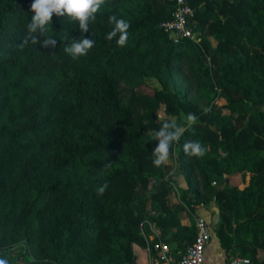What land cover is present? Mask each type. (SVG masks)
Wrapping results in <instances>:
<instances>
[{"label": "trees", "instance_id": "16d2710c", "mask_svg": "<svg viewBox=\"0 0 264 264\" xmlns=\"http://www.w3.org/2000/svg\"><path fill=\"white\" fill-rule=\"evenodd\" d=\"M187 2L195 40L161 29L175 0H106L87 33L53 14L46 49L20 47L33 0H0V259L138 264L150 224L177 254L197 234L186 206L214 203L226 261L264 264V0ZM112 15L130 24L124 47L106 39ZM81 37L94 46L73 59L64 48ZM147 78L161 89L141 93ZM162 106L198 117L170 151L188 188L177 207L176 181L153 165ZM189 140L202 158L184 153Z\"/></svg>", "mask_w": 264, "mask_h": 264}, {"label": "clouds", "instance_id": "9594fccd", "mask_svg": "<svg viewBox=\"0 0 264 264\" xmlns=\"http://www.w3.org/2000/svg\"><path fill=\"white\" fill-rule=\"evenodd\" d=\"M106 3V0H33L31 4L30 22L26 25V35L21 42L20 47L23 48L27 44H40L46 49H55L58 41L52 37H45L48 32L49 24L52 22L53 14L57 17H67L71 21H78L81 33L89 32V22L94 21L96 13ZM109 24L113 25L106 39L111 41L119 36L116 41L117 45L124 47L128 41L129 22L125 19L118 18L116 15L109 17ZM41 37H45L41 39ZM94 40L91 38L73 39L70 45L65 46L64 52L73 59H79L88 54L94 46ZM198 120V117L189 113L186 116L187 127H191ZM185 128L179 126L174 120L165 121L158 131L155 132L153 140H158V145L152 151L154 159L153 165L160 167L170 157V151L174 143H178L183 135ZM183 150L186 155L202 158L206 154V148L199 141L189 140L184 143ZM111 161L105 164V168H110ZM108 188V184L104 183L95 189L98 197L103 196ZM0 264H9L7 259H0Z\"/></svg>", "mask_w": 264, "mask_h": 264}, {"label": "built area", "instance_id": "2783aa9c", "mask_svg": "<svg viewBox=\"0 0 264 264\" xmlns=\"http://www.w3.org/2000/svg\"><path fill=\"white\" fill-rule=\"evenodd\" d=\"M176 6L173 16L161 24L163 32L173 40H195V32L191 27V21L195 18V10L188 4L187 0H175ZM203 205L193 204L187 207L192 214L196 226V238L184 252L174 253L170 244L160 237V232L154 225L150 224L155 235L151 240L144 233L146 249L150 261L158 264H207L206 251L213 243L214 232L209 219L202 212ZM225 264H250L247 258L232 256Z\"/></svg>", "mask_w": 264, "mask_h": 264}, {"label": "rangeland", "instance_id": "374dc122", "mask_svg": "<svg viewBox=\"0 0 264 264\" xmlns=\"http://www.w3.org/2000/svg\"><path fill=\"white\" fill-rule=\"evenodd\" d=\"M181 85H184V84L181 83ZM160 89H161V86L157 80L147 78L145 80V85L140 89V92L146 93V94H153L156 90H160ZM160 115H161L162 123L165 121H173L174 120L179 126H181L182 128H185V130H186V128H188L185 116H183V115L181 117L168 116L165 113V106H162V109L160 111ZM163 165H166V167L170 171L169 175L173 177V181H176L175 182L176 190L173 191V194L171 197V200H172L171 205L174 207H177L180 205L179 191L188 192L187 183H186L184 177L181 175V173H179L177 156H170L169 159ZM201 209H202V212H204V214L208 217L210 223L212 222L213 224H216V222L218 220L219 213H220L218 206L216 204L212 203L209 206L203 205L201 207ZM224 255H225V252L220 245H218V246L214 245L213 246L211 256L213 257V261L216 264H224L225 263L224 262V260H225ZM259 255H260L259 258L261 260H264V250H260Z\"/></svg>", "mask_w": 264, "mask_h": 264}, {"label": "crops", "instance_id": "0c3cea01", "mask_svg": "<svg viewBox=\"0 0 264 264\" xmlns=\"http://www.w3.org/2000/svg\"><path fill=\"white\" fill-rule=\"evenodd\" d=\"M198 34V33H197ZM204 213V212H203ZM207 217V216H206ZM208 218V217H207ZM184 223L186 225L189 224V221L188 220H185ZM145 234L148 236L149 239L153 240L155 235L153 233V230L152 228L149 226V231H146ZM215 237V236H214ZM214 245H220L218 240L217 239H214L213 240V243L208 247L207 251H206V261H207V264H216L214 261H213V257L211 256L212 254V249H213V246ZM171 246V245H170ZM172 247V246H171ZM133 249H134V253L136 255V258H137V263L138 264H158L157 262L155 261H150V258H149V255H148V252H147V249L146 247L144 246H141V245H134L133 246ZM173 249V248H172ZM225 256V260L224 262L226 263V255ZM260 257V255H259ZM224 263V264H225Z\"/></svg>", "mask_w": 264, "mask_h": 264}]
</instances>
